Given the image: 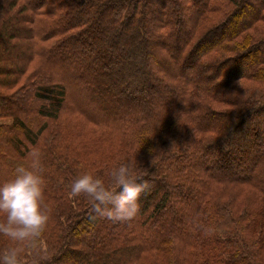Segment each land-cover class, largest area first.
Segmentation results:
<instances>
[{
	"label": "trees",
	"instance_id": "1",
	"mask_svg": "<svg viewBox=\"0 0 264 264\" xmlns=\"http://www.w3.org/2000/svg\"><path fill=\"white\" fill-rule=\"evenodd\" d=\"M11 1L9 4V0H0V103L7 101L0 106V119H7L6 124L0 125V170L8 171L5 179L9 180L18 165L28 164L31 159L29 152L35 149L40 154L43 196L53 189L54 195L57 194L62 201L53 204L52 213L57 226L63 225L67 230L54 234L53 230L45 227L35 248H51L58 241L61 251L53 258L47 257L42 264H132L131 260L141 252L145 253H141L145 261H137L136 264H162L159 256L146 254L171 251L176 247L177 240L188 245L193 243L189 245L192 247L209 248L207 253L201 250L183 256L184 264H189L186 261L188 257L193 258L194 264H258L251 258L250 262L247 260L249 253L237 259L227 253L224 247L228 243L223 238L230 242L235 239V236L231 238L233 234H225L224 231L228 229H221L211 221L216 229L208 231L207 223L197 225L194 219L204 197L209 194L208 186L214 181L247 184L264 196V145L258 141H264V124L260 125L264 118V94L243 100L225 94L226 88L240 87L239 81L242 79L264 80V35L254 40L247 32L242 40L233 43L247 30L250 22L252 25L253 20L259 17L262 20L258 21H264V3L259 5L261 10L257 13L254 4L257 7L261 0H230L222 4L219 9L223 10L222 15L213 18L209 23L211 26L202 35L192 37L182 45L177 43L172 48L180 56L176 67L190 70L189 76L176 80L169 78L158 90L151 81H160L161 73L150 75L149 81L144 84L138 82L146 69V59L152 60L155 67L161 70L170 66V48L161 47L157 57L153 58L157 48L151 40L161 36L172 41L181 34L187 26L182 10L175 15V21L168 20L170 23H167V12L183 0ZM4 2L9 5L6 6ZM88 9L98 11L92 23L82 25L74 19L75 11L88 12ZM105 9L109 11L107 27L113 31L110 38L114 39L116 46L126 33L129 34L132 24L138 27L131 37L129 34L126 42H130L131 47L121 55L101 61L100 56L93 53L91 44L94 41L103 42L111 48L113 43L108 41V34L103 35L102 29L94 28L91 24L101 20V12ZM186 9L188 14L191 6L186 4ZM152 11H159L162 16L159 15V20L151 21L145 27L146 16ZM221 19L224 21L220 22ZM197 26L194 24L190 27V33L192 29L194 34ZM23 35L36 39L33 48L41 64L31 74L43 76V79L25 82L24 86L16 89L28 68L27 62H21V51L24 55L30 49L29 44L22 41L26 40ZM189 35L188 30L187 38ZM69 40L79 43L68 53L60 54L59 47ZM223 41L228 43L225 47L231 54L219 58L215 56L217 54L206 56V53L220 49ZM107 50L102 47L96 53H104V56ZM197 53L199 65L191 63ZM76 55L88 60L85 75L88 71L94 73V80L90 83L96 86V91L89 97V103L99 106L101 114L87 109L83 103L73 101L64 82L51 80L53 72L50 69L76 77L73 73L84 67L76 62ZM126 85L129 86L126 93L120 94L118 91L112 94ZM171 90L173 95L169 105L156 112L151 109L146 111V99ZM26 92L30 93L26 94L23 104L28 110V114H25L27 117L11 110L18 98L15 96L18 93L25 95ZM208 97L214 101L211 102ZM67 103L70 107H67ZM64 108L75 110L74 113L86 120L117 132L135 134L131 141L132 148L125 151L126 154H121V162L117 165L116 161L113 163L116 168L121 163L131 162L138 182L148 184L140 197L139 211L131 220L117 222L101 217L94 212L93 202L83 194L78 196L81 198L70 195L71 182H67L63 174L61 178L58 176L57 172L68 162L60 157L59 151H62L55 140L56 132L61 131H57L58 127H54L51 121L58 122ZM33 117H36V122ZM127 127H130L129 131ZM238 129L242 132H236ZM207 132L220 133L214 135ZM249 132L256 137L249 138ZM255 144L260 150H254ZM154 145L157 149L152 151ZM245 145L247 148L236 151V146ZM145 153L147 158L142 162L141 156ZM247 159H253V163H246ZM55 169L56 174L53 173ZM54 180L55 183L63 180L64 187L59 189L58 185L52 186ZM225 188L229 189L227 186ZM226 190L221 188L219 191ZM218 196L222 195L219 193ZM221 203L219 199L214 208H223ZM226 208L228 211L223 212L221 220L229 223L235 218L231 214L229 216L228 203ZM256 214L255 209L244 213L254 221ZM48 215L52 220V215ZM257 229L264 232V221L254 231ZM90 230L95 235L89 243L80 241V235ZM249 241H246L248 246L244 243L245 246L259 260L261 253L256 250H263L264 244L261 247V241L254 237ZM219 242H225L224 247ZM24 248L35 250L27 246ZM30 257L34 264L38 253L33 252Z\"/></svg>",
	"mask_w": 264,
	"mask_h": 264
},
{
	"label": "rangeland",
	"instance_id": "2",
	"mask_svg": "<svg viewBox=\"0 0 264 264\" xmlns=\"http://www.w3.org/2000/svg\"><path fill=\"white\" fill-rule=\"evenodd\" d=\"M227 1L230 0H199V1H194V0H189L187 3L186 0L180 1V4H174L173 10L172 7L169 9V12H167V23H170L172 21H175V15L182 10V14L184 18H186L187 26L181 31V34L176 36L172 41L166 38H161V36H156L153 37L151 40L152 43L156 45L157 51L153 52V58L157 57L160 48H170L169 57L171 59V64L168 68L161 70L159 67H155V64L152 62V60L146 59V69L144 70L143 75L140 77V84H144L145 82H148V78L150 75H158V73H161V78L160 81H155L152 82L151 84L153 86H157L158 90L161 89V86L164 82H166L169 78L171 79H180L181 77H187L189 76L190 70L188 69H179L180 67L177 66V62H179V55L172 50L174 46L178 44H184L188 39L190 40L192 37L196 38L204 33L206 29H208L212 22L213 18H218L219 16L222 15V11H219V9L222 8V4L227 3ZM12 3L11 0H9V4ZM264 3V0L259 1V4L256 7V4H254V8L257 9L255 13H257L261 8L259 5ZM3 4V3H2ZM6 6L9 4L5 3ZM19 4H21L19 2ZM186 4H189L191 6L190 12L187 14L186 9ZM206 5V6H205ZM2 6H0L1 9ZM206 7V11L203 12V10ZM203 9V10H202ZM89 11H75L74 14V19H77V22H80V24L85 25L88 24L87 22L92 23L96 17V14L98 13L97 9H88ZM208 10V11H207ZM181 13V12H180ZM102 17L101 20H99L97 23L91 24L93 25L94 28H99L100 30L102 29V34L107 36L109 35L108 41H111V44L113 43L111 48H108V45L103 42H96L94 41L91 44V47L93 49V53L96 55L100 56L101 61H106L108 57H116L117 55H121L124 53L125 49L129 48L130 42L127 44V40L130 34L133 33L137 29L138 26L136 24H132L131 28H129V34L126 33L124 38H121L120 44L116 46L114 44V39L110 38L111 33L113 31L109 30L107 27V21L109 19V11L108 9H105L103 12H101ZM207 14V16H205ZM159 11H152L146 16V20L144 21L145 27L152 22L159 20ZM162 16V14L160 15ZM200 17H202L200 19ZM204 19V20H203ZM225 19V18H223ZM223 19L220 20V22L224 21ZM170 22H169V21ZM262 20L257 19L253 20V23L251 25V22L247 28V30L237 37L233 43H237L238 41L243 39V36L248 32L249 36H251L254 40H259L262 38L264 35V21H258ZM244 23V21L242 22ZM196 24L198 25L195 29V32L193 34L192 29L190 33V27H193V25ZM209 24V25H208ZM148 27V26H147ZM206 27V28H205ZM150 28V27H149ZM58 29V28H55ZM188 30H189V38L188 36ZM162 32V31H161ZM160 33V32H158ZM26 40H22L25 42V44H29V53L23 55V51H21L22 54V61L23 63L27 62V72L25 73L24 76L21 77L20 85L16 89L20 88V86H24V84L30 82L32 83L33 81L40 80L41 78L43 79V76L41 77H35L34 75L32 76V71L35 70L38 66L41 64V60L39 56L36 54L35 50L33 47L36 46V39L34 37H26L22 36ZM104 37V36H103ZM102 37V38H103ZM30 38V39H27ZM123 39V40H122ZM20 40V39H18ZM107 41V42H108ZM217 42L219 41V38L216 40ZM225 41V40H224ZM222 42L221 44H224L220 46L217 51L212 50L209 53H206V56H210V54H217L219 56H226L228 54H231L228 51L227 46L228 43ZM78 41L75 40H69L67 43H62V45L59 47V53H68L69 50L75 46V44H78ZM188 43H186L185 48ZM232 44V43H231ZM115 45V46H114ZM224 46V47H223ZM104 47L106 50L110 49L109 51L105 53L103 56L101 54H97L96 51H98L99 48ZM131 47V46H130ZM222 47V48H221ZM264 52V51H263ZM264 56V53H263ZM77 63L83 64L84 67L80 68L78 72H75L73 74L76 75L74 77L70 73H62L61 71H58L57 69H50L51 72V80L54 82H64L68 88V94L72 98L73 101L77 103H83L87 109L97 113L101 114V110L99 106H94L92 103H89V97L93 95V92L96 90V86L93 83H90V81L94 80V73L92 71H88L87 74L85 75V70L86 64H87V58L84 56H77ZM192 64L199 65V53L194 54L193 59H192ZM70 66V65H69ZM115 67V66H114ZM112 67V68H114ZM48 71V70H47ZM182 75V76H179ZM50 76V74H49ZM179 76V77H178ZM33 80V81H32ZM26 82V83H25ZM41 82V81H40ZM240 87H229L226 88L225 94L231 98H238L242 99L243 98H253V97H259L264 94V80H257V79H242L239 81ZM137 87L139 86L138 84L136 85ZM117 87V86H116ZM115 87V88H116ZM14 89V90H16ZM14 90L12 92H14ZM127 90H129V86H124V88H121L119 90H115L113 95L117 94L119 91L121 93H126ZM26 92L25 95L18 93L15 97H18L15 103H13V106L11 110L19 113V115L24 114L23 116L27 117L28 115H25L26 113L28 114L27 108L25 109V106L23 104L25 103L26 97H27ZM30 94V93H29ZM173 95V91H168V93H161L160 96H155L146 99V111L150 110L156 112L157 110H160L164 106H167L171 103V96ZM208 100L213 102L211 98L208 97ZM1 101V100H0ZM7 101H2L0 103L1 105H5ZM70 104V102H69ZM69 104L67 103V107H70ZM101 104V103H100ZM225 106V105H224ZM75 110H69L67 109H62L61 113L62 115L59 116L58 122L56 120L51 121V124L56 128L57 131L61 132H56V144L59 146V151L60 157L62 160H67L64 162H68V164L63 165V169L59 172H57L58 176L61 178L62 174L64 176V179L67 180V182H72L73 179L76 178V176L84 171H89L91 172L94 176H98L102 178L105 182L109 181V174L111 170L114 168L113 163L116 161V165L118 162H121V154H126L124 153L125 151L129 150L132 148V138L135 136V134H131L132 132L128 133H121L117 132L113 129L108 128L107 126L103 125H98L94 122L88 121L85 118L79 116L78 114L74 113ZM32 115V114H31ZM264 115V114H262ZM34 118V122L37 121L36 117ZM31 121V122H33ZM262 122L260 125L264 124V118L261 120ZM7 119H0V125L6 124ZM127 130H130V127H127ZM236 132H242V130H237ZM1 133V132H0ZM46 133V132H45ZM51 134V132H49ZM200 133V132H199ZM220 132H207L206 134H219ZM252 133H248L249 138H254L256 137L255 135H251ZM264 134V133H262ZM45 135V134H44ZM201 135V134H200ZM43 135H41L42 137ZM261 136V135H260ZM256 140V139H255ZM257 141V140H256ZM262 145H264V141L258 140ZM257 141V143H258ZM9 146V145H8ZM11 147V146H9ZM156 146H152V151H155L157 149ZM254 150H260V147L258 144H255ZM243 148H247L245 145L244 147H239L236 146V151H241ZM162 150V149H161ZM159 150V152L161 151ZM143 159L141 160L142 162H145L147 158V153L141 156ZM156 159V158H155ZM253 159H247L246 163L250 164ZM63 162V163H64ZM69 163L71 165H69ZM210 166H214L212 163H209ZM57 169V166H56ZM56 169L53 172L56 174ZM8 171L3 170L1 168L0 170V182L3 183L6 181L5 176ZM220 182H213L211 186H208L209 188V194L206 195L203 199V203L200 204V208L195 214V224H203L207 223V230L210 231L215 230L216 226L212 224L211 221L216 222L219 225V228L221 229H228V231H224L225 234H233L232 239L235 236V239L232 240L231 242L227 238H223L226 243V246L224 247L225 242H219L218 244H221L227 251V253H230L232 257L234 258H239V256H247V253L249 255L247 257V260L250 262V258L254 260L255 263L258 264H264V248H259L256 250V252H260L261 254L258 256L259 260H256V257H253L251 253V250L248 249V244L250 243V238H256L261 241V247L264 244V232L262 229H257L254 231V229L258 228L260 223L264 221V196L259 193L257 190L252 188L249 185H240L241 183H235V182H223V180H219ZM62 182V184H61ZM57 181L54 183L52 186H59V189L63 188L64 181L61 180ZM225 186L229 187L225 188ZM112 187H116L113 185ZM221 188L227 189L226 192L219 191ZM56 189V188H55ZM50 192V191H49ZM221 194L222 196H218V194ZM67 195V194H66ZM85 198H88L83 194ZM78 197V196H77ZM71 198V199H76ZM81 198V197H78ZM90 199V198H88ZM222 202L221 209H216L214 208V205L216 207L215 203H218V200ZM44 204L46 207L50 208L48 210V214L52 215V220L48 215V220L45 225L47 229H51L54 231V234H59L60 232L67 230L63 225L57 226L56 223V217L53 215V204H58L59 199L57 194L54 195L53 189L52 191L43 196ZM62 202V201H60ZM92 202V201H91ZM90 202V203H91ZM228 203V208H229V216H233L235 219L232 221L228 222H222L221 217L223 216L224 211H228L226 208V204ZM87 204L86 206H88ZM219 207V206H218ZM217 207V208H218ZM192 206H190V209ZM255 209L256 210V218L255 221L252 217L248 218L249 216H245L244 213L248 212L250 213L251 210ZM231 214V215H230ZM201 219V221H199ZM236 220V221H235ZM72 221V220H71ZM233 225V226H232ZM241 226V227H239ZM44 227V228H45ZM198 231V230H197ZM219 231V230H218ZM240 231V232H238ZM241 231L242 235L241 236ZM95 235V232L93 230H90L86 233H82L80 235V241L83 243H89V241L92 239V237ZM231 236V235H229ZM250 237V238H248ZM246 240V241H245ZM253 240V239H252ZM255 240V239H254ZM177 245L174 247L173 250L168 251V252H158L154 251L151 253H148L146 255H151V256H159L162 264H184V260L182 259L183 256H189L191 252L193 251H204L208 252V249L205 248H197V247H192L189 246L191 244H185L184 242L177 240L175 241ZM247 246H245V244ZM0 244L2 245V248L4 249L9 246L10 241L0 235ZM260 246V245H259ZM47 250L46 256L49 258H53L54 256H57V254L60 253L61 251V245H59L58 241L54 242V246L51 248L45 249ZM38 249H35L33 251L31 250H26L23 247V252L21 254V259H22V264H32V258L30 257L31 253H39ZM213 252H216V250L213 249ZM142 254H145L144 252H141ZM141 253H138V255L131 260L132 264H136L137 261L140 263L142 261H145V258H142L143 256ZM260 257V258H259ZM189 264H194L193 258L188 257V260H186ZM185 261V262H186Z\"/></svg>",
	"mask_w": 264,
	"mask_h": 264
},
{
	"label": "clouds",
	"instance_id": "3",
	"mask_svg": "<svg viewBox=\"0 0 264 264\" xmlns=\"http://www.w3.org/2000/svg\"><path fill=\"white\" fill-rule=\"evenodd\" d=\"M29 156L27 165H18L13 177L0 183V235L10 241L8 247L0 250V264H22L23 247H38L48 220L40 154L33 149ZM109 177L106 183L89 171L81 172L71 182L70 195L84 194L93 202L94 212L108 220H131L139 211V200L148 188L147 182H138L131 162L113 168ZM46 259V250L40 246L34 264H42Z\"/></svg>",
	"mask_w": 264,
	"mask_h": 264
}]
</instances>
